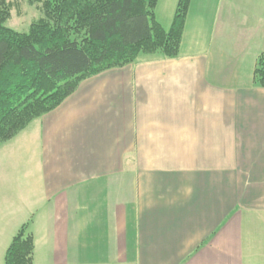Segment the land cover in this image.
<instances>
[{"label": "crops", "instance_id": "0c3cea01", "mask_svg": "<svg viewBox=\"0 0 264 264\" xmlns=\"http://www.w3.org/2000/svg\"><path fill=\"white\" fill-rule=\"evenodd\" d=\"M263 52L264 0H190L177 57L87 78L0 144V264L22 226L32 264H264Z\"/></svg>", "mask_w": 264, "mask_h": 264}, {"label": "trees", "instance_id": "16d2710c", "mask_svg": "<svg viewBox=\"0 0 264 264\" xmlns=\"http://www.w3.org/2000/svg\"><path fill=\"white\" fill-rule=\"evenodd\" d=\"M40 17L26 33L5 23L0 0V144L53 111L87 78L131 65L141 56L179 54L190 0H177L170 27L155 18L158 0H27ZM264 88V52L253 68ZM33 238L22 226L3 264H32Z\"/></svg>", "mask_w": 264, "mask_h": 264}, {"label": "rangeland", "instance_id": "374dc122", "mask_svg": "<svg viewBox=\"0 0 264 264\" xmlns=\"http://www.w3.org/2000/svg\"><path fill=\"white\" fill-rule=\"evenodd\" d=\"M11 3V17L5 25L16 32L26 33L32 21L40 17L36 6L29 5L27 0H8ZM166 0H159L158 6L162 7ZM158 7V8H159ZM160 18V15H158ZM4 262V261H3ZM2 262V264H3Z\"/></svg>", "mask_w": 264, "mask_h": 264}]
</instances>
